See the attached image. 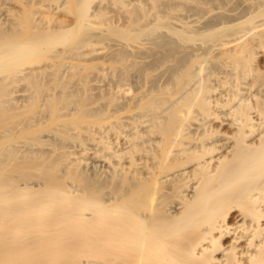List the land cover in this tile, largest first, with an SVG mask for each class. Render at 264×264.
I'll list each match as a JSON object with an SVG mask.
<instances>
[{
	"label": "bare ground",
	"instance_id": "6f19581e",
	"mask_svg": "<svg viewBox=\"0 0 264 264\" xmlns=\"http://www.w3.org/2000/svg\"><path fill=\"white\" fill-rule=\"evenodd\" d=\"M0 264H264V0H0Z\"/></svg>",
	"mask_w": 264,
	"mask_h": 264
},
{
	"label": "rangeland",
	"instance_id": "374dc122",
	"mask_svg": "<svg viewBox=\"0 0 264 264\" xmlns=\"http://www.w3.org/2000/svg\"><path fill=\"white\" fill-rule=\"evenodd\" d=\"M108 6H109V5L106 6L107 8H106L105 10H107V9L109 10V7H108ZM111 8H112V7H111ZM108 10H107V12H109ZM112 10H113V8H112ZM112 10H111L110 12H113ZM58 11H61V10H56V11L53 10L52 13L54 12L53 14H54L56 17L58 16V18H59V17H60L61 19L63 18V20L65 21V23H66V20H67V19H68V20H67V23H68V21L70 22V19L72 18L71 14H66L67 12L64 13V11H63V12H62V11H61V12H58ZM55 12H56V14H55ZM107 12H106V15L109 16V13H107ZM111 14H112V13H111ZM111 14H110V17H111V18H110V21L112 22V20H113L114 18H113V16H112ZM114 14H116V13L114 12L113 15H114ZM120 14H121V13H120ZM187 14H188V15H187ZM118 15H119V13H118ZM118 15H116L117 18H118V21H117V22H121L120 19H123L121 15H123V14L120 15L121 18H120ZM186 15H187V16H184V17H183V20L191 21V20H194V19H197V18H198L197 15L192 14V13H189V12L186 13ZM114 16H115V15H114ZM116 16H115V17H116ZM70 17H71V18H70ZM123 17H124V16H123ZM60 18H59V19H60ZM117 18H116V20H117ZM61 19H60V20H61ZM65 19H66V20H65ZM63 20H62V21H63ZM72 20H73V19H72ZM116 20H115V21H116ZM113 21H114V20H113ZM117 22H112V23H113V24L115 23V25H120V24H121V23L119 24V23H117ZM198 23H199V22H198ZM198 23H197V24H198ZM197 24H196V25H197ZM199 25H200V24H199ZM136 42H139V43H136ZM136 42L133 41V42H131L130 44H132V45H134V46H136V47H140V45L144 42V40L141 41V39H140V40H136ZM118 43H119V42H118ZM134 43H135V44H134ZM91 44H93V45H97V44L99 45V44H100V45L103 46L104 43L102 44V43H99V42L91 41ZM91 44H90V46H87V48H83L84 51H83V50H82V51L85 53L86 50H88L87 52H89L90 48L93 47ZM136 44H137V45H136ZM100 45H99V47L96 46V47L99 48V50H101V46H100ZM94 47H95V46H94ZM98 48H96V50H97L98 52H102V51H103V50L99 51ZM102 48H103V47H102ZM92 50L94 51V48H92ZM92 50H90V51H92ZM87 52H86V53H87ZM84 53H83V54H84ZM90 53H91V52H89V54H90ZM94 53H95V51H94ZM96 53H97V52H96ZM96 53L92 56L93 58L91 57L92 53L89 55V56L92 58V60H90L88 54H86L85 56H82L83 59H80V57H76V58H74V60H75V61H74V60H72L71 58L69 59V57H68V58L65 59V62H67V63H79V64H89V63H92V64H95V63H96V64H97V63H98V65H101V66H102V69H101V70H103L104 67H105V68L108 67V68H111V69H112V66H114V63H116V62H112V61L108 62L109 60L107 61V59H105V61H102L101 58L104 60V58L100 56V55H102V54L100 53V55H99V54L96 55ZM95 55H96V56H95ZM135 55H136V54H135ZM87 56H88V59L90 60V61L88 60L89 62L87 61V59H86V61L84 60ZM94 56H95V57H94ZM98 56L100 57V61L98 60V59H99ZM133 56H134V54H133ZM137 56H138V55H136V57H137ZM143 56H144V55H143ZM143 56H141V57L143 58ZM131 57H132V55H131ZM141 57H140V59H139V57H138V58H135V57H134L133 59H135V60H137V61H140V60H141ZM144 57H146V56H144ZM148 58L150 59V58H152V57H151V56H150V57L148 56ZM148 58H147V59H148ZM78 59H79V60H78ZM96 59H97V60H96ZM130 59H131V58H130ZM144 59H145V58H143V60H141V61H144ZM147 59L144 61L145 63H146V62L149 63V64H147V66L145 67V71L147 72L146 75L149 74V75H151V76H154V79H153L154 82H155V80H157V79L159 78V79L157 80V82H155V83H156V86H157V87L162 86V82H163V77H162V73H161V72H162V70H161L162 66H160L159 63H156L157 65L159 64V66H157V65L155 64V62L152 60L153 58L150 59L151 61L154 62V65L151 66V64H152L153 62H151V61H147ZM77 60H78V61H77ZM101 61H102V63H101ZM150 62H151V64H150ZM99 63H100V64H99ZM103 63H104V64H103ZM108 63H109V64H108ZM115 65L117 66V65H120V64H119V63H116ZM149 65H150V66H149ZM103 66H104V67H103ZM156 66L158 67L157 69H156ZM99 67H100V66H99ZM148 67H149V68L151 67L150 69L152 70V72H150V71L147 70ZM152 67H155V70H154V68H152ZM150 69H149V70H150ZM106 70H107V69H106ZM106 70H105V72L108 71V73H109V69H108L107 71H106ZM103 71H104V70H103ZM111 71H112V70H110V72H111ZM156 71L159 72V73H156ZM130 72H131L133 75H132ZM130 72H129L130 74L128 75V79H126L127 81H126V80H125V81H122V80H121L122 82H120V81L118 82V81H117V77L115 76L116 79H114V80H116L118 84H117L115 81H113V82H108V79H109L110 77H111L110 79L115 78L114 76H111V73L108 74L110 77H109L108 75H105V74H104V75L106 76V78H107V81H106V78H104L103 72L100 73V74L103 75V76H102V75H100V76H101V78H102V77L104 78L103 80H105V81H104L105 83L102 82V80H100L101 78L99 77V75H97L96 73H95V75L98 76L100 79H99L98 77H97V78L102 82V83L99 82V84L101 83V86H102L101 89H102V90H104V88H105V89H111V90H113V91H117V90L119 89L118 91H119L120 94H121V93H124V94H125V92H128V91H129V92L126 93V94H128V95L133 93V94H132V97H127L128 95H125L126 97H125V96L123 97V95H122V97H123V99H122V103H123V102L125 103L126 100H127V98H128V101H127L126 103H128L130 100H132L133 98H135V96H137L136 94L140 95L139 93H141V92L143 93V92H144L143 90H144L145 88H146L145 91L147 90V88H148V90H153V89H154V85L152 84V79H151V78H153V77H151V76L148 77L149 75H147L148 80H147L146 83H145V80L147 79V77H144V74H142V76H137V75H140V74H137V73H136L137 71H136V72H133V70H131ZM148 72H149V73H148ZM154 72H155L156 74H155ZM92 73H93V72H92ZM92 73H91V78L93 77V78L95 79V76H93ZM139 73H140V72H139ZM141 73H142V72H141ZM150 73H152V74H150ZM153 73H154L155 75H154ZM106 74H107V73H106ZM146 75H145V76H146ZM159 75H160L161 77H158ZM135 76H136V77H135ZM108 77H109V78H108ZM140 77H143V78L141 79ZM155 77H156V78H155ZM129 78H132V79H129ZM133 78H134V79H133ZM135 78H136V80H135ZM137 78H138V79H137ZM99 80H98V81H99ZM112 80H113V79H112ZM134 80H135V81H134ZM92 81H93V79L91 80L90 83H91V85L93 86V85L96 84V81H95V80H94V82H92ZM109 81H110V80H109ZM130 81H131V82H130ZM141 81H143V82H142V85H141ZM161 81H162V82H161ZM107 82H108V83H107ZM125 82H127V83H125ZM133 82H135V83H133ZM139 82H140V83H139ZM149 82H151V83L149 84ZM154 82H153V83H154ZM92 83H93V84H92ZM94 83H95V84H94ZM110 83H112V84H110ZM122 83H123V84H122ZM131 83H132V85H131ZM138 83H139L140 85H139ZM155 83H154V84H155ZM160 83H161V85H160ZM99 84H98V82H97V84H96L95 86H97V85H99ZM102 84H103V85H102ZM134 84H135L136 87H134ZM104 85H106V86H104ZM107 85H108V86H107ZM117 85H118V86L120 85V86H119L120 88L117 87ZM130 85H131L132 88L130 87ZM151 85H153L152 88H151ZM99 86H100V85H99ZM99 86H98V87H99ZM101 86H100V87H101ZM111 86H113V87L111 88ZM124 86H125V87H124ZM143 86H144V87H143ZM156 86H155V88H156ZM98 87H94V86H93V88H94L95 90L92 89V90H91V93H93V94L95 95V94H96V90H97L96 88H98ZM139 87H140L141 89H140ZM149 87H150V88H149ZM115 88H116V89L118 88V89L115 90ZM133 88H134V89H133ZM138 88H139V90H138ZM123 89H124V90H123ZM128 89H129V90H128ZM133 90H134V91H133ZM148 90H147V91H148ZM93 91H94V92H93ZM132 91H133V92H132ZM134 92H135V93H134ZM125 98H126V100H125ZM123 100H124V101H123ZM119 101H121V97H120ZM124 103H123V104H124ZM126 103H125V104H126ZM120 110H121V111H120ZM132 111H133V110H131V111H126L125 109H123V110H122V109H119V111H117V113H118L117 115L121 118V119H120V122H121V124H122V127H124V132H126V131H127V128L130 127L128 124H130V122L132 123V120L135 118V117H134L135 112H132ZM131 114H132L133 116H132ZM129 115H131L132 117H134V118H131L130 121L128 120V119H130V117L127 119V117H128ZM124 116H125V118H124ZM135 116L137 117V115H135ZM122 117H123V118H122ZM124 119H125V120H124ZM126 119H127V120H126ZM138 119H139V118H138ZM136 120H137V118H136ZM133 121H134V120H133ZM124 122H125V125L123 124ZM105 124L107 125V121H101V122H100V125H101V126H104ZM106 125H105V126H106ZM127 126H129V127H127ZM137 127L139 128L140 126H137ZM137 127H136V128H137ZM128 130L130 131V130H132V129L130 128V129H128ZM129 131H128V132H129ZM43 138H44V137H43ZM45 138H46V137H45ZM47 138H48V137H47ZM152 138H158V137H156V135H152ZM86 141H88V140H85V142H86ZM89 143H90V142H89ZM82 145H83V144H82ZM87 145H89V144H87V142H86V144H85L84 147H87ZM76 146L78 147V149L80 148L77 144H76ZM89 147H90V146H89ZM73 148H75V145L73 146ZM75 149H77V148H75ZM78 149H77V150H78ZM97 163H98V162H97ZM97 163L95 162L96 165H98ZM100 165H101V164H100ZM100 165H98V166H100ZM96 168L98 169L99 167H96ZM97 169H96V170H97ZM101 169H102V167H100V170H101ZM100 170L98 169V171H100Z\"/></svg>",
	"mask_w": 264,
	"mask_h": 264
}]
</instances>
